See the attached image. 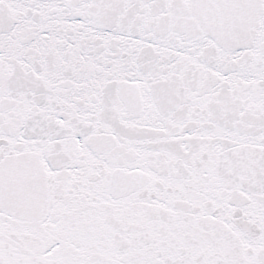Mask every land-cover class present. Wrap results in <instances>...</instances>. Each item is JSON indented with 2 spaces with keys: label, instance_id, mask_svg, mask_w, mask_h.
I'll return each mask as SVG.
<instances>
[{
  "label": "snow or ice",
  "instance_id": "obj_1",
  "mask_svg": "<svg viewBox=\"0 0 264 264\" xmlns=\"http://www.w3.org/2000/svg\"><path fill=\"white\" fill-rule=\"evenodd\" d=\"M0 264H264V0H0Z\"/></svg>",
  "mask_w": 264,
  "mask_h": 264
}]
</instances>
